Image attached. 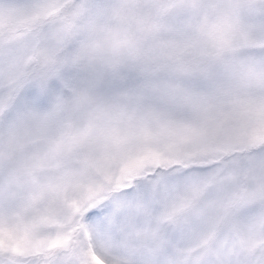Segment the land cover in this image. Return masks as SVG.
Segmentation results:
<instances>
[{"label": "snow or ice", "instance_id": "snow-or-ice-1", "mask_svg": "<svg viewBox=\"0 0 264 264\" xmlns=\"http://www.w3.org/2000/svg\"><path fill=\"white\" fill-rule=\"evenodd\" d=\"M0 264H264V0H0Z\"/></svg>", "mask_w": 264, "mask_h": 264}]
</instances>
